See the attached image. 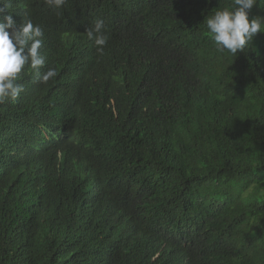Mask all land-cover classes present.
<instances>
[{
    "label": "trees",
    "instance_id": "16d2710c",
    "mask_svg": "<svg viewBox=\"0 0 264 264\" xmlns=\"http://www.w3.org/2000/svg\"><path fill=\"white\" fill-rule=\"evenodd\" d=\"M5 4L57 76L0 103V264H264V33L206 27L234 0Z\"/></svg>",
    "mask_w": 264,
    "mask_h": 264
},
{
    "label": "clouds",
    "instance_id": "9594fccd",
    "mask_svg": "<svg viewBox=\"0 0 264 264\" xmlns=\"http://www.w3.org/2000/svg\"><path fill=\"white\" fill-rule=\"evenodd\" d=\"M66 0H43L49 8L59 9ZM258 0H234L231 9L215 11L206 18V27L217 50L236 56L253 41L258 33H264V17H251L250 12ZM0 11L5 10V0H0ZM104 21L95 19L92 27L85 30L88 40L93 41L98 53L103 54L108 37L104 34ZM44 29L31 19L17 24L11 15L0 20V103L12 102L24 91L17 81L22 71L30 67L42 84L57 76L54 68L40 69L46 64L41 54Z\"/></svg>",
    "mask_w": 264,
    "mask_h": 264
}]
</instances>
